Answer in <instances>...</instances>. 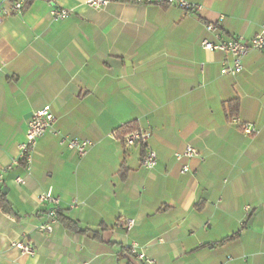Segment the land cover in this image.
<instances>
[{"label": "crops", "instance_id": "obj_1", "mask_svg": "<svg viewBox=\"0 0 264 264\" xmlns=\"http://www.w3.org/2000/svg\"><path fill=\"white\" fill-rule=\"evenodd\" d=\"M188 1L203 12L30 0L23 13L4 17L0 185L12 211L0 210V264H146L127 256L134 245L155 264H264V53L250 52L241 74L224 76L227 56L201 46L214 40L204 23L222 16L224 35L254 38L264 27V0ZM57 9L69 17L56 20ZM235 100L239 121L259 134L232 123ZM46 106L57 123L39 140L31 170L20 162L4 172ZM128 124L151 134L148 145L124 144L117 132ZM61 137L93 146L80 158ZM188 145L198 156L177 161ZM148 148L158 155L154 170L142 167ZM49 190L86 233L61 220L53 234L39 229L52 207L40 196ZM128 220L135 227L126 232Z\"/></svg>", "mask_w": 264, "mask_h": 264}, {"label": "built area", "instance_id": "obj_2", "mask_svg": "<svg viewBox=\"0 0 264 264\" xmlns=\"http://www.w3.org/2000/svg\"><path fill=\"white\" fill-rule=\"evenodd\" d=\"M87 5L90 8L101 9L111 3L122 4H135V5H167L176 7L183 10L186 14L199 15L203 12L204 7L199 4L191 3L188 0H87ZM10 4V9L5 8L4 5ZM28 0H0V25L4 21L6 15H12L15 13L21 14L28 7ZM56 20H65L69 17L67 10L57 9L53 13ZM224 17H220L217 22L204 23V29L207 33L214 36V40L208 38L204 39L201 46L211 52H221L228 58L223 64L222 75L224 76H236L244 71V58L253 51L264 53V27L261 31L252 39L245 40L242 37L230 38L223 34L222 23ZM232 123L237 125L240 130L248 135L254 136L259 134V130L252 124L241 123L238 118H231ZM57 123V117L53 113L50 106L44 107L42 110L36 112L30 122L29 129L26 136V141L20 146L19 158L13 160L12 164L5 168L4 172L11 170L13 167L18 166L20 162H27V171L31 170V158L35 153L39 140L44 134L54 128ZM151 134L144 130H136L124 138V144L127 146L134 145H148V141ZM60 145L67 147L69 150L75 152L80 158H84L89 153L93 146V143L87 140H79L71 137H61ZM198 156V151L191 145H188L183 153H177L175 159L182 161L183 159H192ZM158 165L157 153L148 148L145 155L142 158V167L147 170H154ZM191 171L189 165H184L182 173L186 174ZM3 176H0L2 181ZM23 182V180H19ZM42 203H50L52 207L48 211V221L41 225L39 229L42 232L53 234L55 226L58 224V205L59 200L54 197L53 191L49 190L47 193L40 196ZM135 227L134 220H128L124 229L126 232L131 231ZM13 246L17 248L22 254L35 256L36 252L29 243L24 241H17L13 243ZM131 253L135 260L143 261L146 264H155V261L150 259L146 253L139 248L138 245L131 247ZM87 264V263H80Z\"/></svg>", "mask_w": 264, "mask_h": 264}, {"label": "trees", "instance_id": "obj_3", "mask_svg": "<svg viewBox=\"0 0 264 264\" xmlns=\"http://www.w3.org/2000/svg\"><path fill=\"white\" fill-rule=\"evenodd\" d=\"M30 2V0H28ZM163 6H167V5H163ZM240 112V102L238 100L232 101L229 103V115L230 118H238ZM139 130V128H137L135 125L133 124H128L123 126L122 128H120L117 132L118 137L124 142V138L131 134L132 132ZM145 155V154H144ZM23 162V161H22ZM3 189L4 187L2 185H0V210L3 211H12V207L10 202L7 200L6 196L3 194ZM61 220L63 222H65L66 226L70 229L73 230L77 233H86L87 231L80 228V226L74 222L73 220L69 219V218H65L60 211L58 210V221ZM240 232L233 234L232 236L227 237L226 239H224L220 244H225L228 242H232L236 239L239 238L240 236ZM127 256H129V258L134 259L131 253V248H128L126 250Z\"/></svg>", "mask_w": 264, "mask_h": 264}, {"label": "water", "instance_id": "obj_4", "mask_svg": "<svg viewBox=\"0 0 264 264\" xmlns=\"http://www.w3.org/2000/svg\"><path fill=\"white\" fill-rule=\"evenodd\" d=\"M7 189L5 188L4 190H3V193L6 195L7 194Z\"/></svg>", "mask_w": 264, "mask_h": 264}]
</instances>
